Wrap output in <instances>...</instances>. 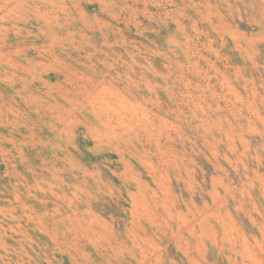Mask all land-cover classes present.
Masks as SVG:
<instances>
[{
  "label": "rangeland",
  "instance_id": "obj_1",
  "mask_svg": "<svg viewBox=\"0 0 264 264\" xmlns=\"http://www.w3.org/2000/svg\"><path fill=\"white\" fill-rule=\"evenodd\" d=\"M0 264H264V0H0Z\"/></svg>",
  "mask_w": 264,
  "mask_h": 264
}]
</instances>
